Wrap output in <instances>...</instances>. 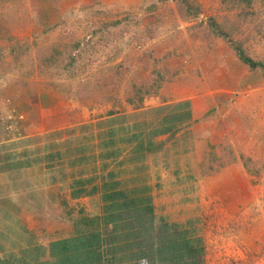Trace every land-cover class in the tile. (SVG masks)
I'll return each instance as SVG.
<instances>
[{
  "label": "rangeland",
  "instance_id": "rangeland-1",
  "mask_svg": "<svg viewBox=\"0 0 264 264\" xmlns=\"http://www.w3.org/2000/svg\"><path fill=\"white\" fill-rule=\"evenodd\" d=\"M191 1L197 19L174 0H0V110L59 127L176 85L199 113L205 263L264 264V75L207 25L264 62V0Z\"/></svg>",
  "mask_w": 264,
  "mask_h": 264
},
{
  "label": "crops",
  "instance_id": "crops-1",
  "mask_svg": "<svg viewBox=\"0 0 264 264\" xmlns=\"http://www.w3.org/2000/svg\"><path fill=\"white\" fill-rule=\"evenodd\" d=\"M173 86L59 127L12 119L0 132V264H206L199 113Z\"/></svg>",
  "mask_w": 264,
  "mask_h": 264
},
{
  "label": "trees",
  "instance_id": "trees-1",
  "mask_svg": "<svg viewBox=\"0 0 264 264\" xmlns=\"http://www.w3.org/2000/svg\"><path fill=\"white\" fill-rule=\"evenodd\" d=\"M176 2V5L178 7V11L182 16H187L189 19H197L201 14V7L194 4L191 0H174ZM243 4L246 5V7H249L252 5L253 0H240ZM208 28L210 31L224 40L228 41L236 54V57L238 60L245 66H247L250 70H256L259 69L263 75H264V62L257 61L251 58L247 55V53L244 51V49L239 45L237 42H233L228 39V34L222 30L220 25L213 19H208L207 22ZM80 223L84 225V229L86 231H92L96 228V225L94 224L92 218L88 216L82 215L80 219Z\"/></svg>",
  "mask_w": 264,
  "mask_h": 264
},
{
  "label": "built area",
  "instance_id": "built-area-1",
  "mask_svg": "<svg viewBox=\"0 0 264 264\" xmlns=\"http://www.w3.org/2000/svg\"><path fill=\"white\" fill-rule=\"evenodd\" d=\"M16 119V120H23V116L22 115H16L15 114V112L14 111H12V110H10V111H8V113H6V114H4L1 118H0V120H1V122H2V126H0V132H4V130L5 131H9L10 129H11V126H12V123H11V121H12V119ZM3 122H8V124H5V123H3ZM7 125V126H6Z\"/></svg>",
  "mask_w": 264,
  "mask_h": 264
}]
</instances>
